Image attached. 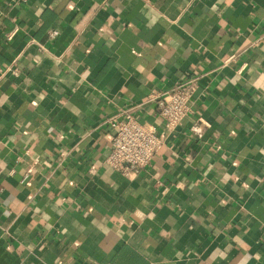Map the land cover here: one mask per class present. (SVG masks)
Returning <instances> with one entry per match:
<instances>
[{
	"label": "crops",
	"instance_id": "0c3cea01",
	"mask_svg": "<svg viewBox=\"0 0 264 264\" xmlns=\"http://www.w3.org/2000/svg\"><path fill=\"white\" fill-rule=\"evenodd\" d=\"M124 110L164 138L134 178ZM0 264H264V0H0Z\"/></svg>",
	"mask_w": 264,
	"mask_h": 264
},
{
	"label": "built area",
	"instance_id": "2783aa9c",
	"mask_svg": "<svg viewBox=\"0 0 264 264\" xmlns=\"http://www.w3.org/2000/svg\"><path fill=\"white\" fill-rule=\"evenodd\" d=\"M52 34L55 35L56 31ZM232 58L234 55L227 61ZM14 72L17 74V71ZM201 79V72L195 71L182 76L173 87L153 90L149 94L147 101L155 102L164 129L172 130L195 112L194 98ZM106 121L114 130L106 163L128 178L136 177L151 164L156 152L162 148V134L155 124L139 120L131 110L121 111Z\"/></svg>",
	"mask_w": 264,
	"mask_h": 264
}]
</instances>
